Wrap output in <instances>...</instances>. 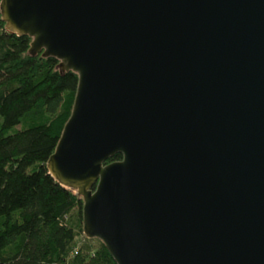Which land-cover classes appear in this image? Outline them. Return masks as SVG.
Listing matches in <instances>:
<instances>
[{"label":"water","instance_id":"95a60500","mask_svg":"<svg viewBox=\"0 0 264 264\" xmlns=\"http://www.w3.org/2000/svg\"><path fill=\"white\" fill-rule=\"evenodd\" d=\"M79 84L49 173L117 264H264V0H2ZM116 154L121 160L106 161Z\"/></svg>","mask_w":264,"mask_h":264},{"label":"trees","instance_id":"16d2710c","mask_svg":"<svg viewBox=\"0 0 264 264\" xmlns=\"http://www.w3.org/2000/svg\"><path fill=\"white\" fill-rule=\"evenodd\" d=\"M32 40L9 32L0 11V264H117L103 242L93 250L87 239L72 253L85 234L84 198L57 182L47 163L79 75L62 72L55 57L32 54Z\"/></svg>","mask_w":264,"mask_h":264},{"label":"rangeland","instance_id":"374dc122","mask_svg":"<svg viewBox=\"0 0 264 264\" xmlns=\"http://www.w3.org/2000/svg\"><path fill=\"white\" fill-rule=\"evenodd\" d=\"M1 121V118H0ZM89 240V242L91 243L93 250H95L100 244H101V240L98 238H88L85 234L84 235H80L75 243L76 248L73 250V254L76 253V250L81 246V244H83L84 242H86V240ZM72 254V255H73Z\"/></svg>","mask_w":264,"mask_h":264}]
</instances>
